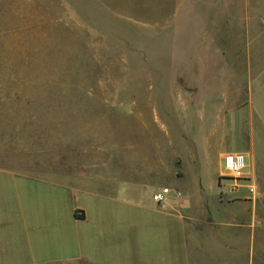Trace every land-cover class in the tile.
<instances>
[{"label": "rangeland", "instance_id": "obj_1", "mask_svg": "<svg viewBox=\"0 0 264 264\" xmlns=\"http://www.w3.org/2000/svg\"><path fill=\"white\" fill-rule=\"evenodd\" d=\"M212 2L0 0V165L15 169L39 120L66 119L43 135L98 139L135 178L164 149L184 178L171 168L159 188L210 191L220 155L252 132L250 92L230 93L250 82L235 57L251 47L225 23L241 0Z\"/></svg>", "mask_w": 264, "mask_h": 264}, {"label": "crops", "instance_id": "obj_2", "mask_svg": "<svg viewBox=\"0 0 264 264\" xmlns=\"http://www.w3.org/2000/svg\"><path fill=\"white\" fill-rule=\"evenodd\" d=\"M227 13L236 44L251 47L235 57L244 62L235 76L243 68L250 82L230 93L250 92L252 132L240 150L220 158L243 155V178L223 169L210 191L199 178L193 193L163 186L171 194L157 203V182L171 168L176 180L184 178L174 165L179 156L163 149L135 178L98 139L43 135L66 119L39 120L45 128L26 131L36 140L20 143L15 169L0 165V264H264V116L257 110L264 106V0H241Z\"/></svg>", "mask_w": 264, "mask_h": 264}, {"label": "built area", "instance_id": "obj_3", "mask_svg": "<svg viewBox=\"0 0 264 264\" xmlns=\"http://www.w3.org/2000/svg\"><path fill=\"white\" fill-rule=\"evenodd\" d=\"M222 166L226 176L233 180H241L245 169V159L241 154H226L222 158ZM252 192V188L249 189ZM171 190L167 187L159 189L153 193V200L162 203L169 197Z\"/></svg>", "mask_w": 264, "mask_h": 264}]
</instances>
